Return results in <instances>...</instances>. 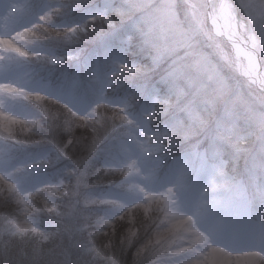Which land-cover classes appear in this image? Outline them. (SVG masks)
Returning a JSON list of instances; mask_svg holds the SVG:
<instances>
[{
    "label": "rangeland",
    "instance_id": "374dc122",
    "mask_svg": "<svg viewBox=\"0 0 264 264\" xmlns=\"http://www.w3.org/2000/svg\"><path fill=\"white\" fill-rule=\"evenodd\" d=\"M97 1L0 0V198L10 189L15 197L0 207L3 253L15 244L38 253L73 237L95 255L89 264H203L208 255L264 264V94L238 77L208 1L100 0L104 9ZM232 2L264 50V0ZM129 16L136 38L126 42L161 67L173 89L166 95L132 80L146 69L105 46L120 40ZM100 18L105 24L87 26ZM83 30L92 49L73 52L66 46ZM241 36L248 42L250 33ZM83 128L101 135L75 133ZM47 132L63 147L42 144ZM67 183L73 199L62 205ZM56 199L67 228L53 219ZM40 213L65 230L59 240Z\"/></svg>",
    "mask_w": 264,
    "mask_h": 264
},
{
    "label": "trees",
    "instance_id": "16d2710c",
    "mask_svg": "<svg viewBox=\"0 0 264 264\" xmlns=\"http://www.w3.org/2000/svg\"><path fill=\"white\" fill-rule=\"evenodd\" d=\"M107 4L106 3H102L100 0L97 1V7L98 8H106ZM94 9V7H92ZM107 11V9H106ZM111 13V11H110ZM130 18V16L124 20V21H127L126 23H124V27L120 29L119 31V38L120 40L118 39H107L104 41L105 43V46L107 47V50L110 47V49H117L118 51H120L126 58H129V61L133 60L134 63H132V66H139L140 68H144L146 69V72L144 74H141V73H135L136 75H133L132 76V80H136V81H139V82H142L144 84V87H148L149 88H153L154 90L153 91H156L154 93H160V94H167L168 92L172 91V90H169L167 89L168 87V83L165 82V80H163L161 76V72H162V69L161 67H155V66H152L150 62H146V59L142 56V51H143V48H140V49H137L135 45H131L130 44H127L126 42V39L125 37L127 35H134L131 29V26L129 24V21L128 19ZM106 19L105 18H100V20H95L94 23L91 22L92 24H88L87 26L90 28V29H93V28H96L98 23L102 22L103 24H105V21ZM107 26V25H105ZM207 26H209V24L207 23ZM90 30H83V31H80V32H77L76 34H78V39L76 40H73L71 39V43L70 44H67V48H71L73 50V52H76V51H85V50H91L92 49V39L91 38H88L87 36L90 34L89 33ZM130 33V34H128ZM130 35V36H131ZM73 38V37H72ZM136 36H133V39H135ZM95 49V48H93ZM57 51L58 53H61L62 56H66V54L61 50V48H57ZM68 57H65L64 60L66 61ZM61 66V65H60ZM238 77H241L239 75V73H237ZM178 85H182V81L179 80L178 82ZM183 87V85H182ZM120 92L121 91H118V94L120 95ZM121 95H124V92H121ZM120 95V97H122ZM131 102L134 104V107L137 108V104L134 103L135 102H138L141 98L138 97L137 99V96L136 94H134L133 96H129L128 97ZM137 99V100H135ZM201 103V102H199ZM223 107V104H219L217 107H214L212 109H210V111L212 113H209L207 114V112L205 113L206 117L208 118H216L215 117V114L216 113H219L220 109ZM159 110V109H157ZM171 119V118H170ZM170 119H168V122L170 121ZM161 123L162 125V120L160 121L159 119L157 118H154L153 121H152V124L153 126H156L158 123ZM95 123V122H94ZM95 127V130L98 132V129L97 127L94 125ZM207 127V126H206ZM84 130L82 129H77L75 131V133H88L90 134V137H96L98 136V138L100 137L99 133H94L92 132L90 129L88 131V128H83ZM50 133H46V135H39V139L42 141V144H45L46 142H52V143H55L57 144L59 147H63V142L61 139H49L47 137H49ZM56 146V145H55ZM59 147L56 146V152H60V149ZM183 148H181L182 150ZM19 152L21 151V149H18ZM68 155L69 152L66 147H64L63 149ZM83 154H88V150L87 148H84L83 149ZM180 150V151H181ZM54 156V155H52ZM70 158L74 159L76 158L75 155H71L69 156ZM86 157V156H85ZM95 157H101V155H98V153H95ZM67 158V157H66ZM72 161V159H70ZM91 158V156H90ZM68 159V158H67ZM230 161V160H229ZM228 162V161H227ZM229 163V162H228ZM250 162H247L245 164L246 168H247V165H249ZM61 162L59 161V158H58V163L57 165L55 166L54 170L60 166ZM241 166H243V163H241ZM246 173L244 174V177L247 179L248 177H246ZM67 189H69V193H68V196L67 198H63V202L60 203L62 205H65L66 201L69 202V203H72V199H73V191L75 190V186H71L70 184L67 183ZM14 191V190H13ZM13 191L10 189L9 192H5L6 195L8 197L5 198H0V207L4 209V205L3 203L5 201L7 202H13V200L15 199L14 195H13ZM1 194V193H0ZM3 195V193L1 194V196ZM5 196V195H4ZM11 200V201H10ZM56 203V210L57 211V215L54 216L53 219H57L58 221H62L64 223V226L67 228V222L62 218L60 217V213L58 212V206L60 205L59 204V199H56L55 201ZM61 206V205H60ZM59 206V207H60ZM0 208V209H1ZM67 212V211H66ZM4 215H6L4 213ZM41 216H38V215H35V217H38V222L40 223V225L44 228V230H52L54 228H59V231L58 232V235H57V239L56 240H59L62 236V232L65 231L63 229H60L59 225H54V222L47 219V215L44 214V213H40ZM82 216H84L82 214ZM81 220H79V222H77V226H79ZM51 232V231H50ZM61 234V236H60ZM33 239H35V236H33ZM72 239V241L74 240L73 237L69 238L67 241L59 244V242L57 241L56 243H53V244H49L47 246L44 247V249L41 251V252H38V253H32V254H29L27 253V250L24 249L22 252H20V249L19 247H16V244L13 245L12 247H14V249H11V247L8 245L6 247V252L3 253V248H2V245L0 244V264H89L88 262H92L94 259H95V255L94 254H89V252H86V248H87V243H86V247H85V251L83 249V247L78 244V245H74V241L72 242L73 244H70L69 243V240ZM55 240V241H56ZM85 241V240H84ZM86 242V241H85ZM20 245V243H18ZM31 244V243H30ZM69 244V245H68ZM27 245V244H26ZM66 251L67 254L66 255H63L62 253ZM65 252V253H66ZM28 258H32L31 260H29ZM98 264H103V263H98ZM147 264V263H146ZM148 264H151L150 262Z\"/></svg>",
    "mask_w": 264,
    "mask_h": 264
},
{
    "label": "bare ground",
    "instance_id": "6f19581e",
    "mask_svg": "<svg viewBox=\"0 0 264 264\" xmlns=\"http://www.w3.org/2000/svg\"><path fill=\"white\" fill-rule=\"evenodd\" d=\"M211 1L217 4V0ZM214 14L212 16L214 28L217 32H223L231 40L234 52L241 60L243 72L249 74L255 80L261 81L264 87V64L257 49V40L251 34L246 22L238 16L229 0H221L218 10L214 9ZM243 29H247L250 33L248 42L241 36ZM233 259L236 264H242V256L235 255ZM203 264H215V257L208 255Z\"/></svg>",
    "mask_w": 264,
    "mask_h": 264
},
{
    "label": "water",
    "instance_id": "95a60500",
    "mask_svg": "<svg viewBox=\"0 0 264 264\" xmlns=\"http://www.w3.org/2000/svg\"><path fill=\"white\" fill-rule=\"evenodd\" d=\"M230 4L235 8L236 10V7L234 6V4L232 3L231 0H229ZM215 2L214 1H211V0H208V11H209V14L214 16V4ZM214 18V17H213ZM210 23L212 24L213 26V29H214V33L217 35V36H221L223 37L227 42H229L231 44V48L232 50L234 51L233 49V46H232V43H231V40H229V38L223 33V32H217L214 28V23H213V20H210ZM259 46L261 47V44H259ZM237 64H238V71L239 73L244 76L245 78H247L248 80H250L254 85H256L259 89H261L264 93V87H263V84L261 81H257L255 80V78H252V76H250L249 74H245L243 72V68H242V64H241V60L237 57Z\"/></svg>",
    "mask_w": 264,
    "mask_h": 264
}]
</instances>
